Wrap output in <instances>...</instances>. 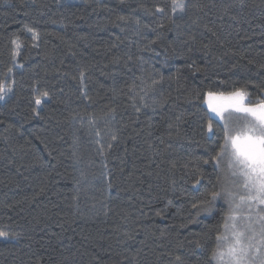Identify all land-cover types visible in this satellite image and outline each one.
<instances>
[{
    "label": "trees",
    "instance_id": "trees-1",
    "mask_svg": "<svg viewBox=\"0 0 264 264\" xmlns=\"http://www.w3.org/2000/svg\"><path fill=\"white\" fill-rule=\"evenodd\" d=\"M178 2L0 0V264H215L204 101L264 96V0Z\"/></svg>",
    "mask_w": 264,
    "mask_h": 264
},
{
    "label": "snow or ice",
    "instance_id": "snow-or-ice-1",
    "mask_svg": "<svg viewBox=\"0 0 264 264\" xmlns=\"http://www.w3.org/2000/svg\"><path fill=\"white\" fill-rule=\"evenodd\" d=\"M172 6L173 12L184 11L178 0H173ZM11 91V87L0 82V100ZM43 96L47 97L48 93L44 92ZM204 102L211 113L207 132L215 135L214 119L223 132L222 143L212 159L217 168L226 166V171L223 178H218L220 189L207 191L192 207L197 209V214L210 212L222 196L229 204L223 217V230L215 238L211 260L215 264H264V98L253 103L245 88H234L228 92L209 91ZM35 103L39 106L41 99L36 98ZM195 183L199 184L200 180ZM0 239L7 241L8 233L0 231Z\"/></svg>",
    "mask_w": 264,
    "mask_h": 264
},
{
    "label": "rangeland",
    "instance_id": "rangeland-1",
    "mask_svg": "<svg viewBox=\"0 0 264 264\" xmlns=\"http://www.w3.org/2000/svg\"><path fill=\"white\" fill-rule=\"evenodd\" d=\"M64 1V0H63ZM65 1H67V2H76V1H80V0H65ZM15 49H16V52H15V54L17 55V53H18V51H19V49H20V47H18V45H16L15 46ZM5 84H6V86H8L9 87V85H8V83H7V81L5 82ZM6 97V96H5ZM262 98H264V96L263 97H261V99ZM205 105H206V107H207V109H208V106H207V104L205 103ZM211 114V113H210ZM221 169H223V171H226V166L224 167V168H221ZM245 211V214H247V209H245L244 210Z\"/></svg>",
    "mask_w": 264,
    "mask_h": 264
}]
</instances>
